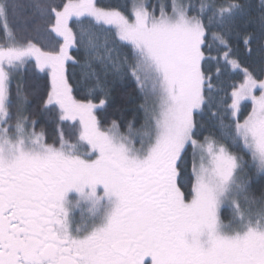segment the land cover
I'll return each mask as SVG.
<instances>
[{
  "label": "snow or ice",
  "instance_id": "obj_1",
  "mask_svg": "<svg viewBox=\"0 0 264 264\" xmlns=\"http://www.w3.org/2000/svg\"><path fill=\"white\" fill-rule=\"evenodd\" d=\"M0 264H264V0H0Z\"/></svg>",
  "mask_w": 264,
  "mask_h": 264
},
{
  "label": "trees",
  "instance_id": "obj_2",
  "mask_svg": "<svg viewBox=\"0 0 264 264\" xmlns=\"http://www.w3.org/2000/svg\"><path fill=\"white\" fill-rule=\"evenodd\" d=\"M101 2H105V0H101ZM42 75V74H41ZM42 81L38 80L36 77H34L31 73V71H29V73L26 75L25 77V84L28 88H38L40 86H42ZM117 94L118 97H123L124 99L120 100L118 99V103L125 108H130L133 104L138 103V98H136V94L134 91L133 86L131 85H121L117 87ZM82 93H78L77 97L78 98H82ZM111 111V110H110ZM126 117L128 119H131L132 117V113L131 111H127L125 113ZM38 118V117H37ZM44 127H46L49 136L51 137L52 135H54V125H52L51 123H48L46 125H42Z\"/></svg>",
  "mask_w": 264,
  "mask_h": 264
},
{
  "label": "flooded vegetation",
  "instance_id": "obj_3",
  "mask_svg": "<svg viewBox=\"0 0 264 264\" xmlns=\"http://www.w3.org/2000/svg\"><path fill=\"white\" fill-rule=\"evenodd\" d=\"M74 212H75L77 219L80 218L81 214H83L84 217H87L89 215L88 210H87V205H84V204L74 209Z\"/></svg>",
  "mask_w": 264,
  "mask_h": 264
}]
</instances>
